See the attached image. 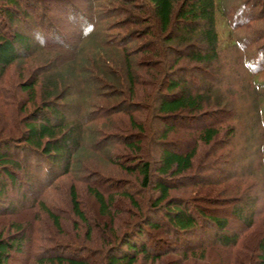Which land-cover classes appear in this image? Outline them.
Here are the masks:
<instances>
[{"label":"trees","instance_id":"trees-1","mask_svg":"<svg viewBox=\"0 0 264 264\" xmlns=\"http://www.w3.org/2000/svg\"><path fill=\"white\" fill-rule=\"evenodd\" d=\"M20 1L0 0V264H264L251 182L228 171L238 83L217 78L264 100V0H52L86 20L65 42L44 0ZM40 216L92 249L43 254Z\"/></svg>","mask_w":264,"mask_h":264},{"label":"rangeland","instance_id":"rangeland-1","mask_svg":"<svg viewBox=\"0 0 264 264\" xmlns=\"http://www.w3.org/2000/svg\"><path fill=\"white\" fill-rule=\"evenodd\" d=\"M59 1V0H58ZM58 1H52V0H44V4L47 5L46 9L48 10V13H50L53 16V19L55 20V25L59 28V30L62 33V37L63 40L62 41H66L68 40L71 36L75 37V33L78 31L76 28H78L80 31L84 28V24L86 22L85 18H80V22L79 24L76 25V27H74V25H70L69 26V21L67 22V20H69L68 18H65V16L63 15V13H60L59 10L63 9V11L65 10V3H61ZM75 1L76 4L80 5L82 7V9L84 11H86L83 6L85 5L83 0H72ZM23 2V1H22ZM22 2L20 1V4H22ZM27 2V5L32 8L35 6V8L37 10H39V5L36 2H31V1H25ZM23 2V3H25ZM64 4V5H63ZM33 5V6H32ZM60 8V9H59ZM34 9V8H33ZM51 11H50V10ZM54 9V11L52 12V10ZM235 9V8H234ZM57 11V12H56ZM66 12V10L64 11ZM92 10H89V13H91ZM33 13V12H32ZM18 19V18H17ZM83 24V25H81ZM263 24V25H262ZM262 24L260 26H258L259 24H254L253 27L257 28L256 30H249V32H252L254 34V37L258 38L260 37L259 40L263 39L261 42V44L264 43V35H262V28L264 27V23L262 22ZM12 30H17V32H22V33H26L29 34V28L27 26H24L22 24H13L12 25ZM254 28V29H255ZM76 31V32H75ZM248 32V33H249ZM74 33V34H73ZM64 41V42H65ZM242 52H239V58H241L240 54ZM37 57V56H35ZM231 61L236 60V55L233 53H230L227 56ZM42 60L39 58H33L32 60H29V65L31 66H35L38 65ZM24 64L26 62H23ZM18 68V67H17ZM16 70L12 69L11 70V75L15 72L14 71H18L17 74H19V71L21 72V70L18 68ZM239 68L241 69V71H243V69L239 66ZM222 72H220L219 76H217V78H219V82L221 84V86L223 85H227L226 83H228L227 85V93L230 92L232 93V84H236V82L238 83L236 85V88L234 90V97H233V103L236 106L237 112H238V120L237 122H235L234 126V130H235V137L233 139V144H234V157L232 158V160H230V166L228 171L229 172H236L237 177L239 179H245L249 182H251V186L252 189H250V192H248V198L251 200H255V202H257V205L255 207V210L258 214V212H260L261 214L259 216H264V133L263 130L261 128L262 124H261V114L260 112L264 109V100H262L263 97L259 96L257 97L259 100H257V104L253 105L255 102L253 101L254 98H250L252 95V89H253V84H252V79L249 76H243V73L240 71H235V75L231 76V72H227V70H225V68L222 69ZM264 78V75H262ZM25 77V76H24ZM226 87V86H224ZM231 88V89H230ZM261 100V101H260ZM180 137V136H178ZM226 169V173L228 172ZM232 205H224V206H219L218 208H216V210L219 212L222 210H227L228 214L231 215V210H232ZM67 210V208H66ZM40 225H46L43 229L40 228V231L42 232L41 235H39V240H36L35 243L37 245H39V248H43V250L41 251L40 249H38L40 252H43V254L48 251L51 250V253L57 251L55 249H57V247H64V249H67L68 247H74L73 245H78L77 242H75L74 238L76 236H80L81 240H76L78 242H81V248L82 249H92L88 244L89 242H86V239L82 238L83 233L84 232H75L73 230L72 227L69 226V224L65 223L62 227L60 233L57 232V230L55 231L51 225H47V221L45 219H41L42 217L40 216ZM231 217H229V219H231ZM28 221V220H27ZM5 221H3V219L0 220V225L4 224ZM26 222V221H25ZM6 223V222H5ZM44 223V224H42ZM26 224V223H23ZM235 228H238L240 226V223L236 222V223H231ZM33 225V223H32ZM49 230V231H48ZM46 232H48V234H46ZM36 229L34 228V238H37L36 236ZM51 237L53 238V240H51L49 238V240L44 239V237ZM96 236H94L95 238ZM99 238V236H97ZM95 240V239H94ZM92 240V241H94ZM101 243V240H97V242H93V246L94 247H98ZM148 245L150 247L153 246L152 241L150 243H148ZM52 246H54V250H52ZM27 249V248H26ZM24 248V253H13L11 256V261L8 264H25L26 260L29 259V257L27 258L28 255V249L26 250ZM59 252H67V250H63V248H58ZM38 253L37 251H35L34 254ZM56 253V252H55ZM102 253V252H101ZM220 257V256H219ZM94 258H97L94 261H98V257L94 256ZM33 259V257L31 258V260ZM224 260L223 256L221 257V261ZM215 262H217V259H215ZM140 264H146V261H141ZM218 264V263H216Z\"/></svg>","mask_w":264,"mask_h":264}]
</instances>
